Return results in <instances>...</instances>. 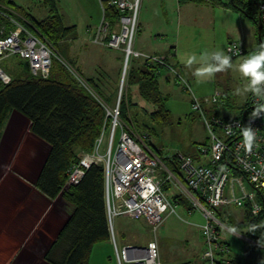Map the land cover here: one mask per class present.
Here are the masks:
<instances>
[{
	"label": "built area",
	"instance_id": "obj_1",
	"mask_svg": "<svg viewBox=\"0 0 264 264\" xmlns=\"http://www.w3.org/2000/svg\"><path fill=\"white\" fill-rule=\"evenodd\" d=\"M140 2L141 0H112L110 5L122 12L113 29L105 17L103 7V20L92 37V43L123 52V78L130 61L143 58L174 73L178 82L191 95V106L195 112L200 113L211 139L210 146L199 149V154L207 157L208 162L196 164L193 156L175 155L180 161L183 181L188 187L186 190L193 201L192 206L201 211L205 220L200 226L204 242L201 260L204 264H238L230 257V246L223 240L220 228L229 223L230 217L226 210L232 205L249 203L253 215L264 211V117L251 120V113L264 105V97L250 93L246 110L238 117L226 119L206 113L205 106L213 107L223 97L218 88L211 97L200 99L193 95L190 83L170 65L167 57L148 55L134 49ZM259 7L264 27V0H259ZM0 15L9 19L14 26L8 35L0 37V60L17 56L28 63L32 75L43 79L49 77L53 61L57 60L105 109L106 119L93 151L78 154L77 163L67 173L64 189L80 184L91 166H102L104 201L111 238L114 236L113 224L117 218L134 221L144 219L155 235V240L149 242L146 248L127 246L121 251L113 240L118 263L161 264L156 234L165 220L166 209L170 208V214L177 215L176 206L171 203L164 186L168 182L179 186L180 181L162 162L150 144V136L136 134L134 129L123 122V91L118 93L114 105L107 104L50 43L30 30L31 24L27 20L12 17L1 9ZM261 41L254 53L264 47V33ZM244 52L242 41H232L226 46V53L232 59L242 56ZM0 81L8 83L11 76L0 69ZM245 125H250L255 130V141L250 150L244 143ZM231 164L241 170L242 177L232 174Z\"/></svg>",
	"mask_w": 264,
	"mask_h": 264
},
{
	"label": "trees",
	"instance_id": "obj_2",
	"mask_svg": "<svg viewBox=\"0 0 264 264\" xmlns=\"http://www.w3.org/2000/svg\"><path fill=\"white\" fill-rule=\"evenodd\" d=\"M40 1L49 8V15L43 20H37L32 15L21 12V8L14 0H0V9L12 17L20 20L22 17L27 20L31 24L29 27L32 32L41 35L62 57L66 58L60 50V44L73 38L75 26L64 25L56 0ZM111 1L103 0L102 3L105 8V17L110 21L111 29H113L122 12L110 5ZM213 3L230 7L253 21L258 30L260 44L262 43L264 27L260 18L259 0H229L228 3L213 0ZM4 19L7 22L5 25H0V37L8 35L14 27L9 19L6 17ZM69 63L100 99L109 105H114L117 98L114 96L115 84L117 79L119 81L123 70L124 56L121 68L114 79L115 82L106 78L97 80L95 77H87L74 62ZM25 66L26 77H20L24 71L22 67L19 75L11 78L10 82H1L0 132L12 111L25 117L30 122L31 133L50 146L49 154L41 167L35 186L49 199L63 197L74 206L50 252L46 255V260L50 264H90L94 246L111 240L104 201L103 167L91 166L80 184L72 186L68 192L64 191V187L70 167L78 161V154L93 151L96 140L101 135L106 112L101 102L57 60L53 61L47 79L32 75L28 63H25ZM162 70L164 67L150 60L132 59L125 75L127 88L121 99L122 120L130 129H136V133L140 136L147 134L151 137L149 132L157 133V130L148 125H145V129L140 128L139 116L132 115L131 107L142 105L145 116L152 124L163 125L170 119L171 112L166 107L168 98L161 88ZM134 98H138L139 102H134ZM246 106L247 103L243 107V114ZM150 144L154 147L151 139ZM155 149L165 166L188 189L183 181L181 164L177 155L163 157L161 150ZM231 169L233 175H242L241 170L235 165L231 164ZM169 188L165 184L164 190ZM172 203L175 205L183 203L189 206V210L194 209L182 195L175 196ZM246 206L248 209L245 221L236 224L229 220V227L236 231L245 228L248 237L264 247V211L259 215H253L249 203H246ZM230 257L232 258L231 247Z\"/></svg>",
	"mask_w": 264,
	"mask_h": 264
},
{
	"label": "rangeland",
	"instance_id": "obj_3",
	"mask_svg": "<svg viewBox=\"0 0 264 264\" xmlns=\"http://www.w3.org/2000/svg\"><path fill=\"white\" fill-rule=\"evenodd\" d=\"M14 1L21 8V12L30 14L37 20H43L49 15V8L40 0ZM142 1H144L146 6L145 8L141 7V13H144L149 17H153L159 11L160 19L158 21V25L161 27V30L165 32L158 31L155 34L161 35V40L163 39L166 49L171 51L172 46L175 44L174 38L177 35V29L174 27V22H176L177 16L179 15L178 8L176 7V0ZM192 1H195L194 5H182L181 7L180 14H185L186 16L189 15L190 22L187 21L182 26L183 28L181 35L183 38V43L179 47V56H177L175 61L169 60V63L190 83L193 95L196 97L200 99L211 97L217 87L219 91L223 93V97L217 105H214L213 107L205 106L206 113L209 114L214 112V114L218 116H229L224 115V113L228 111L234 115L239 114V112L244 107L246 100V92L241 91L240 94H236V89H243L246 85V81L242 79L238 69L235 66V64L239 62L241 58L232 59L233 67L226 71L216 73L213 78H201L199 80L193 75L195 69L199 67V65L194 64L192 66H187L183 62V59L191 53H195L198 57L203 53L210 54L214 51H223L225 54H227L226 46L228 43H225L224 41L225 34L221 27L226 25V23L221 20L209 22L207 17H204V15H207V13H210V10L206 5H209L211 1L191 0V2ZM102 2L103 0H56L58 12L61 15L64 25L67 27L75 26L73 38L60 44V50L68 59L67 60L65 58L67 61L74 62L73 60L75 59V56L81 51L79 46H84L85 49L88 47L91 56L95 50L103 49L104 46L92 43V37L97 32V28L100 26L103 20ZM170 21H173V26H171V29H169ZM6 22L7 21L4 19V17L0 15V25H5ZM214 24H216L215 27ZM142 28H144V30L141 32L142 36L141 34L138 36L137 31L134 44L137 42L138 37L143 39V37L146 35V31L150 27L148 24H144ZM224 43L226 46H224ZM105 49L108 50V53L111 57L124 56L123 52L119 49L106 47ZM18 63L19 60L17 56L4 57L0 60V69L7 74L14 75V69ZM21 64L24 71L20 74V77L24 78L27 75V70L25 71V64ZM123 71L124 67L119 81L118 79L116 80V87L114 91L115 97H117L120 90L123 91V96L126 93L127 87L123 78ZM162 73L163 75L166 74L165 76H167L170 81V83H167L163 79L162 81L164 82H161L162 91L168 98L166 107L171 112L169 121L163 125H157L155 123L152 124V122L145 116L142 105L140 106V104L139 106L131 107L132 115L137 114L139 116L140 128L145 129V125L156 128L157 133L149 132L151 135L150 139L154 147L161 150L163 157L173 156L175 154H194L199 155L200 158L207 159V157L201 156L199 154V149L210 146L211 139L200 113L195 112L191 106V95L184 89V85L178 82L174 73H171L166 69L162 70ZM122 83H124L123 87ZM1 88L2 84L0 83V90ZM134 102H139V99L134 98ZM4 128L0 132V137L2 136ZM140 128L138 127L139 131L141 130ZM134 130L136 131V129ZM21 138L22 136H20V140L18 142L14 141L12 143L11 141V145L14 143H19L20 146H25L33 142V140L26 139L25 142H22L24 139L21 140ZM5 139L6 135L3 134L2 142H4ZM1 147L2 146H0V159H3L6 155ZM17 151L18 157L16 159L15 166H17L19 169H23L26 166H21L20 168L19 164L20 161L23 160V156H21L19 150H13V152ZM11 155H13V153H11ZM5 167L6 166L3 165L0 160V170ZM240 177H242V175ZM167 185L168 188H170L166 190V193L172 203L177 190L175 189L173 183L168 182ZM68 190L69 188L64 189L65 192H68ZM180 195L183 197V194ZM184 196L187 198L188 202L193 205V201L188 196V193H184ZM192 198L194 199V197ZM172 204L175 205L174 203ZM175 206L177 215H169L170 208L166 209L165 220L159 227L156 234L157 242H159L161 245L163 244L165 252L171 255L172 260L168 264H189L187 262V259L189 258L188 254L190 255L193 245H197L198 241H200V243L202 242L203 236L201 239V229H197L194 226L190 227L187 223H197L198 226H201L204 224L205 220L201 211L197 208L193 209L195 212L193 216H191L189 215L190 210L188 211V205L181 203ZM244 206V209H248L246 204ZM120 219H122V224L119 227L118 221ZM183 219L186 220L187 223L183 222ZM144 221V219H141L139 222H135L126 218H117L113 224L114 236L111 238L110 248L109 245L104 242L96 244L90 256V264H119L113 240H115L119 251H121L123 245L128 242L135 244L137 247L146 248L149 242L155 240V235L152 232L151 226H149V224L147 225ZM138 224L139 227L137 226ZM120 229L123 230V233L120 232ZM236 241L237 240H235V238H232L230 247L232 254L238 256L239 260H242L243 263H252L258 259L260 256L259 248L253 245L249 248L246 240H241V238V243ZM197 248H199V245ZM200 259L201 255L198 257V260L201 262L202 260Z\"/></svg>",
	"mask_w": 264,
	"mask_h": 264
},
{
	"label": "crops",
	"instance_id": "obj_4",
	"mask_svg": "<svg viewBox=\"0 0 264 264\" xmlns=\"http://www.w3.org/2000/svg\"><path fill=\"white\" fill-rule=\"evenodd\" d=\"M208 1H211L209 5H206L207 8H209L210 13H207L204 17L206 16L209 22L221 20L226 23V25L221 26L225 34V43L229 44L232 41L243 42L245 52L242 56L238 57L241 58V60L235 64L238 69L240 63L250 55L254 54V51L261 45L257 27L253 21L243 14L233 11L230 7H223L214 4L213 0ZM220 1L224 3L229 2V0ZM175 2L179 15L177 16L176 22H174V27L177 29V35L174 38L175 44L173 46L171 45L172 50L169 51L166 49L163 39L161 40V35L155 34L158 31L165 32L161 30V27L158 25L160 19L159 11L153 17L141 13V7L145 8L146 6L144 1H141L142 6L140 5L138 36L140 34L142 36L141 32L144 30V28H142L144 24H148L150 28L146 31V35L143 39L138 37L137 42L134 44L135 50L148 55H163L168 58V61H175L177 56H179V47L183 43L181 35L182 26L187 21L190 22L189 15L186 16L185 14H180L181 7L182 5L192 6L195 4V1L176 0ZM169 23V29H171L173 21H170ZM215 26L216 24H214V27ZM224 46H226V44ZM79 47L81 51L80 53H77L76 56L74 55L75 59L73 61L85 76L95 77L97 80L106 78L115 82L114 79L117 77V73L121 68L123 55L120 57H111L108 50L103 47V49L95 50L91 56L88 47L86 49L84 46ZM18 60L19 63L14 69V75L9 74L11 78L19 75L22 69L21 63H27L26 61H22L19 57ZM165 75L166 74L163 75L162 73L161 82L163 83L166 81L167 83H170L169 78ZM163 79L164 81H162ZM249 94L250 92H246L244 106L247 103ZM242 114L243 108L239 114L234 115L227 111L224 115L229 116L219 117L231 118L238 117ZM3 134L6 135L4 142H2ZM2 136L0 137V146H2L1 148L4 150L6 156L0 160L6 167L0 170V264H50L46 260V255L50 252L53 243L56 241L60 230L71 215L74 206L67 202L63 197H57L54 200L49 199L35 186L41 167L49 154L50 146L31 133L30 122L25 117L16 111H12L3 130ZM20 136H22L21 140L24 139L22 142H25V139L33 140V142L25 146H20L19 143L11 145L14 141L18 142ZM14 149L19 150V153L23 156V160L20 158L21 161L19 163L20 168L21 166H26L23 169H19L15 166L18 151L13 152ZM11 153H13V155H11ZM190 155H193L196 164L208 162V158L203 159L200 158L199 155ZM178 184L179 186L174 185L177 190L175 196H181L180 194H183L184 196V193H187V190L181 182ZM244 205H232L226 210V214L230 217V220L233 221V223L241 224L245 221L247 209H244ZM194 212V210H190L189 215L193 216ZM121 220L122 219L118 221L119 227L122 224ZM144 222L148 225L146 221ZM183 222L187 223L184 219ZM187 224L190 227L194 226L197 229H200V226H198L197 223L190 224L189 222ZM137 226L139 227V224ZM220 231L223 240L229 245L232 238H235L238 243H241V238V240H246L249 248L252 245L259 248L260 256L252 263H243L242 260L238 259V256L232 254L231 250V256L238 264L264 263V247L252 241L248 237L245 228L241 231H236L227 224L225 227H221ZM120 232L123 233V230L120 229ZM104 243L108 244L110 248L111 240ZM157 245L161 264H164L165 261V264H168L172 260L171 255L165 252L163 244L161 245L157 242ZM198 245L199 248H197ZM127 246H135V244L128 242L125 243L122 248ZM203 247V240L201 243L198 241L197 245H193L190 255L188 254L189 258L187 259V262L189 264H204L202 261L200 262L198 260V257L202 255Z\"/></svg>",
	"mask_w": 264,
	"mask_h": 264
},
{
	"label": "clouds",
	"instance_id": "obj_5",
	"mask_svg": "<svg viewBox=\"0 0 264 264\" xmlns=\"http://www.w3.org/2000/svg\"><path fill=\"white\" fill-rule=\"evenodd\" d=\"M183 62L187 66L199 65L193 75L199 79H211L216 73L233 67L231 56L223 51L203 53L199 57L195 53L188 54ZM238 72L246 85L243 89H236V94L250 92L258 97H264V47L250 55L238 66ZM264 117V105L259 106L251 113V120ZM243 138L246 147L250 150L255 141V130L250 125L243 128Z\"/></svg>",
	"mask_w": 264,
	"mask_h": 264
},
{
	"label": "bare ground",
	"instance_id": "obj_6",
	"mask_svg": "<svg viewBox=\"0 0 264 264\" xmlns=\"http://www.w3.org/2000/svg\"><path fill=\"white\" fill-rule=\"evenodd\" d=\"M142 1V0H141ZM141 5V2H140V4H139V6ZM168 60V59H167ZM130 66V65H129ZM169 71V70H168Z\"/></svg>",
	"mask_w": 264,
	"mask_h": 264
}]
</instances>
